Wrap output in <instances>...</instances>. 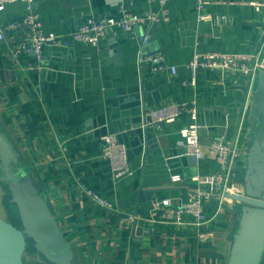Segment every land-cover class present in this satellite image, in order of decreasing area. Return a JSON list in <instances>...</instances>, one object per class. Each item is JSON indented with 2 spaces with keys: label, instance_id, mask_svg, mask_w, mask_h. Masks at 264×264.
Returning <instances> with one entry per match:
<instances>
[{
  "label": "crops",
  "instance_id": "1",
  "mask_svg": "<svg viewBox=\"0 0 264 264\" xmlns=\"http://www.w3.org/2000/svg\"><path fill=\"white\" fill-rule=\"evenodd\" d=\"M249 1L211 0L202 10L208 17L199 19L195 0H170L165 8L168 19L138 27L151 34L143 47L119 29L98 46L46 45L44 59L38 62L25 53L14 54L0 41V129L48 197L81 264H227L239 208L230 197L223 214L200 227L144 219L136 225L123 214L138 210L146 216L154 198L147 194L151 191H158L156 198L184 199L185 182H171L167 161L185 178L220 167L209 145L216 137L238 133L236 101L248 93L245 77L231 70L200 68L195 85L184 81L191 78L187 64L195 52L215 49L264 56V11H255ZM121 3L35 0V7L46 30L67 34L90 16H121ZM132 8L158 11L160 5L135 0ZM24 12L23 2L7 4L0 9V27ZM112 37L116 41L109 40ZM159 49L176 73L139 68L142 50ZM171 100H196L202 159L184 154L179 145L181 128L192 122L188 115L141 136L133 128L143 120L145 108ZM248 121L249 115L241 129L247 149L236 168L239 181L247 161ZM104 122L127 143L132 175L114 178L110 161L101 156ZM85 186L115 201L121 212L104 210L86 194ZM208 206L211 215L214 209ZM185 219L190 221L192 215Z\"/></svg>",
  "mask_w": 264,
  "mask_h": 264
},
{
  "label": "built area",
  "instance_id": "2",
  "mask_svg": "<svg viewBox=\"0 0 264 264\" xmlns=\"http://www.w3.org/2000/svg\"><path fill=\"white\" fill-rule=\"evenodd\" d=\"M150 1H157L160 9L158 11L152 9L135 11L132 8L135 0H122L121 16H90L76 29L63 34L45 29L41 14L35 7V0H0V9L15 2H23L25 5V12L20 19L0 27V41L9 45L14 54L25 53L38 62L44 59L46 45L67 48L73 43H84L98 46L109 35H115L119 29L125 30L129 37L136 39L143 47L149 43L151 34L139 32L138 27L141 24L151 26L168 19L165 8L170 0ZM195 2L199 11V19H206L208 15L202 13V10L211 0H195ZM248 4L252 5L257 12L264 11V0H250ZM137 63L139 68L147 67L151 73L177 72L176 66L166 61L165 55L160 49L142 50L138 55ZM187 66L191 71V78L185 80L184 83L188 85L196 84V75L200 68L231 70L245 77V90L248 93L244 94L247 99L243 101L239 111L238 133L234 136L216 137L211 141L209 148L220 165L217 170L196 173L189 178H185L181 173L171 174V182L178 184L185 182L182 185L186 190L184 199L176 202L172 197L153 198L146 216L138 210L123 214L126 220L136 223V225L138 220L144 219L152 223L174 225L192 223L200 227L223 214L228 204V193H244L242 182L236 178L239 159L243 157L247 149L245 142L241 140V129L248 115L250 118L251 103L249 99L255 90L258 72L264 70V56L260 53H232L211 49L195 52ZM198 113L196 100L166 101L147 109L146 121L143 126L148 129L161 130L166 124L177 121L185 115L190 116L192 122L185 124L180 130L179 145L184 149V154L200 160L205 153L199 136L201 125L198 122ZM101 141V156L110 161L113 177L120 179L132 175L134 170L129 161L128 147L119 140L117 134L108 130L105 135L101 136ZM84 189L86 194L104 210L113 213L121 212L115 201L102 196L89 186H85ZM230 200L233 201V198L230 197ZM209 204L214 209L211 215ZM186 214L192 215L190 221L185 219Z\"/></svg>",
  "mask_w": 264,
  "mask_h": 264
},
{
  "label": "water",
  "instance_id": "3",
  "mask_svg": "<svg viewBox=\"0 0 264 264\" xmlns=\"http://www.w3.org/2000/svg\"><path fill=\"white\" fill-rule=\"evenodd\" d=\"M110 39L116 41L115 37ZM256 82V89L249 99L247 161L240 169L242 175L239 177L244 193H228L229 197L239 202V208L227 264H262L264 259V70L258 72ZM246 99L244 95L236 101L240 108ZM146 111L145 108L143 120L133 126L140 136L149 130L143 126ZM101 124H104L102 136L108 129L105 122ZM21 160L11 140L0 129V164L3 172L0 180L10 193V202L17 206L19 217L18 223L0 217V264H24L23 255L29 240L35 252L48 264H81L55 218L48 197L31 172L18 167ZM166 165L170 176L180 173L172 171L168 161ZM147 194L149 198L159 195L158 191Z\"/></svg>",
  "mask_w": 264,
  "mask_h": 264
},
{
  "label": "rangeland",
  "instance_id": "4",
  "mask_svg": "<svg viewBox=\"0 0 264 264\" xmlns=\"http://www.w3.org/2000/svg\"><path fill=\"white\" fill-rule=\"evenodd\" d=\"M1 169L2 167L0 164V176L2 177L3 172L1 171ZM9 195V191L6 189V186L0 180V217L8 221L18 223V209L14 203L10 202ZM23 262L24 264H48L45 259H43L40 255L35 252L30 240L27 243V247L23 255ZM262 264H264V259L262 261Z\"/></svg>",
  "mask_w": 264,
  "mask_h": 264
},
{
  "label": "trees",
  "instance_id": "5",
  "mask_svg": "<svg viewBox=\"0 0 264 264\" xmlns=\"http://www.w3.org/2000/svg\"><path fill=\"white\" fill-rule=\"evenodd\" d=\"M21 166H22L23 168L27 169V166L25 165V166H26V167H25L24 164H23V160L20 161V164H19L18 167H21ZM27 171L30 172L29 169H27Z\"/></svg>",
  "mask_w": 264,
  "mask_h": 264
}]
</instances>
